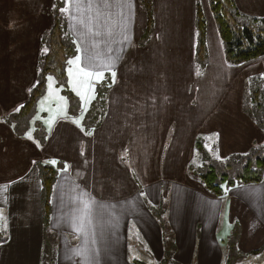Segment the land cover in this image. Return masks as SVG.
I'll use <instances>...</instances> for the list:
<instances>
[{
  "label": "crops",
  "instance_id": "1",
  "mask_svg": "<svg viewBox=\"0 0 264 264\" xmlns=\"http://www.w3.org/2000/svg\"><path fill=\"white\" fill-rule=\"evenodd\" d=\"M235 1L264 17V0ZM57 2L76 42L69 72L112 83L97 120L61 114L41 142L8 117L37 83ZM200 3L153 0L147 38L139 0H0V264H43L48 233L55 264H228L234 252L264 264V178L217 196L198 176L264 146L248 92L264 56L230 63L214 26L198 54ZM232 72L237 93L223 97ZM41 164L60 165L47 227Z\"/></svg>",
  "mask_w": 264,
  "mask_h": 264
},
{
  "label": "trees",
  "instance_id": "2",
  "mask_svg": "<svg viewBox=\"0 0 264 264\" xmlns=\"http://www.w3.org/2000/svg\"><path fill=\"white\" fill-rule=\"evenodd\" d=\"M146 10L149 18V26L146 37L152 31L153 0H139ZM211 11L214 15L220 38L223 42L227 60L233 64H239L264 56V17L248 15L241 11L235 0H209ZM58 3V2H57ZM59 3L55 7L54 25L44 34L42 44L43 53L39 57L38 80L31 90L30 98L21 108L8 117L11 123L29 120L39 97L44 93L45 80L50 73H55L64 80L66 65L76 52V42L67 28V21L59 9ZM198 54L206 52V20L202 9L197 10ZM261 106L262 103L258 98ZM95 123V122H94ZM93 124V126H95ZM92 126V125H91ZM43 127V126H42ZM17 132L24 134L23 131ZM40 132L35 138L41 142L46 139V130ZM222 165L211 164L207 169L199 171V179L205 188L222 196L232 187L250 183L261 182L264 178V146L253 148L247 154H236L226 159ZM236 173L233 174V170ZM42 182L44 223L48 226L51 215V195L60 165H39ZM50 233L46 235L45 259L43 264H55V245ZM167 264V263H164Z\"/></svg>",
  "mask_w": 264,
  "mask_h": 264
},
{
  "label": "rangeland",
  "instance_id": "3",
  "mask_svg": "<svg viewBox=\"0 0 264 264\" xmlns=\"http://www.w3.org/2000/svg\"><path fill=\"white\" fill-rule=\"evenodd\" d=\"M199 2H201L200 4L206 20L209 41L214 37L212 28V26H214V30L216 28L217 31L215 32L218 34L216 38L218 42H221L220 44L224 46L218 32L214 15L211 11L209 0H199ZM143 18L144 17L140 14V27H143L147 23L146 14L145 18ZM71 59L72 58L68 59L66 65L64 80H61L62 78L58 77L55 73H50L46 77L44 93L37 100L32 116L28 121L23 122L22 125H19L18 122L13 123L15 130L23 131L26 135L36 137L39 134L38 132H40L39 130H47L45 126H49L56 117L64 113L72 117H76L80 112L84 116L85 113L84 117H87L90 121L99 118L100 113L104 110L103 105L106 102L109 84L111 85L112 83L111 78L110 76H106L102 82L100 80L98 81V79H93L94 82L92 80L88 82L87 77L79 74L78 71L69 72ZM233 72L231 74L233 76H230L228 73L222 76L223 97L226 95L229 89L228 87H231L230 84H232V87L228 90L229 95L230 93L231 95L232 93H237V81H234ZM257 73L258 74L254 76L255 79L248 92H250L249 101L253 100V105L251 106L252 113L258 119H262L264 113V70H259ZM238 93H240V95L243 93L242 88L238 90ZM258 98L261 103L263 102L262 106L258 104ZM85 125L88 124L85 123ZM204 163L202 169H207L211 164L223 166L222 163L212 161H206ZM199 169L200 168H198V171ZM234 173H236V169L233 170V174ZM228 264H262V262L259 255L242 256L234 252Z\"/></svg>",
  "mask_w": 264,
  "mask_h": 264
},
{
  "label": "snow or ice",
  "instance_id": "4",
  "mask_svg": "<svg viewBox=\"0 0 264 264\" xmlns=\"http://www.w3.org/2000/svg\"><path fill=\"white\" fill-rule=\"evenodd\" d=\"M69 2H71V0H69ZM114 75V74H113Z\"/></svg>",
  "mask_w": 264,
  "mask_h": 264
}]
</instances>
